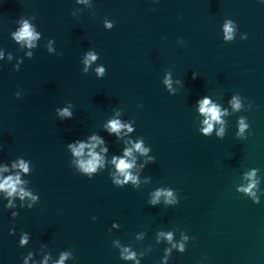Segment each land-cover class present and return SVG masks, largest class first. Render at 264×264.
<instances>
[{
  "label": "water",
  "instance_id": "water-1",
  "mask_svg": "<svg viewBox=\"0 0 264 264\" xmlns=\"http://www.w3.org/2000/svg\"><path fill=\"white\" fill-rule=\"evenodd\" d=\"M74 6V0H0V46L23 55L9 35L21 15L35 14L42 32L40 46L19 71L12 68L15 61L0 62V159L29 158L30 186L40 193L38 203L18 209L15 218L0 204V264H21V254L42 242L53 255L72 248L68 264H127L112 246L116 237L137 249L152 244L142 264H155L164 247L155 243L158 228L194 237L183 253L173 251L169 264H264V196L253 203L235 190L249 167L264 176V3L94 0L92 9L72 16ZM105 16L115 22L112 29L103 27ZM226 16L247 39L237 33L231 42L222 40ZM48 37L55 38L60 55L47 52ZM178 37L186 43L178 44ZM90 47L106 66L102 78L81 71L80 57ZM169 68L183 80L175 95L161 82ZM234 92L253 102L243 112L251 134L234 136L242 113H233L223 139L201 135L195 99L214 94L224 102ZM68 100L74 115L60 120L55 108ZM113 107L135 119L133 135H142L156 157L142 173L151 183L139 189L113 185L107 170L89 179L68 163L67 141L93 130L105 136L110 151H119L115 137L100 130ZM161 184L177 190V205L147 203L148 191ZM113 220L120 228L109 232ZM13 226L16 233L10 235ZM21 230L31 234L24 248L17 243ZM140 230L145 239L135 241Z\"/></svg>",
  "mask_w": 264,
  "mask_h": 264
},
{
  "label": "clouds",
  "instance_id": "clouds-1",
  "mask_svg": "<svg viewBox=\"0 0 264 264\" xmlns=\"http://www.w3.org/2000/svg\"><path fill=\"white\" fill-rule=\"evenodd\" d=\"M264 3V0H260ZM75 6L71 10L72 16H78L82 11L92 9L94 0H74ZM35 14L21 15L17 18L15 27L10 30L11 39L18 45V49L23 55L14 56L12 51H7L0 46V62H13L12 68L19 71L24 58H32L34 49L40 46L42 32L39 30ZM114 21L107 16L102 19L105 29H112ZM221 35L224 42H231L237 38L245 40L248 33L239 30L237 22L229 16L224 17L221 25ZM178 44H185L186 41L178 37ZM50 54L60 55L57 51L55 38L48 37L43 45ZM99 52L95 48H87L80 57L81 71L88 73L94 72L97 78H102L106 73V66L97 63ZM195 79L197 72H192ZM162 84L169 93L175 95L179 88L183 86L180 77H174L171 68L166 69L161 79ZM16 98L23 95L22 89L18 86L14 92ZM247 101V102H246ZM140 105H138L139 107ZM253 102L247 100L239 92L232 93L224 102L215 98L214 94H203L194 101V108L197 114V130L206 137L215 136L223 139L228 129V117L233 113H242L236 117L234 136L239 139H246L250 134V122L248 116L243 112L249 111L253 107ZM74 104L71 100L66 101L62 106L55 108L56 116L60 120H69L74 115ZM100 130L108 136H114L122 146L119 151H110L109 141L98 131H91L82 137H76L67 141L65 147L70 155L69 166L81 175L89 179L96 174L107 170V175L113 185L123 187L131 185L139 189L141 185L149 184L152 181L150 175H142L145 168L155 161L156 157L152 154V147L145 142L142 135H133L136 130L135 119L125 117L123 109L113 107L111 114L107 116L100 125ZM3 146L0 145V150ZM33 163L29 158L18 155L14 158L0 159V204L4 209H9V215L15 218L19 215L21 208H33L40 200V193L30 186V174L33 171ZM264 176L260 174L258 167H249L240 174V182L235 185V190L247 196L253 203H260L264 196V187H261ZM147 203L149 205H163L165 207L174 206L179 203L177 190L170 185H157L147 193ZM96 220V216L91 217ZM120 223L116 220L111 222L109 232L119 229ZM10 235H15V227L8 229ZM145 231L135 232L134 240L142 241L145 239ZM31 239V234L27 230L19 232L17 243L21 248L26 247ZM190 237L184 230L168 228H158L155 231V243H163V254L155 264H169L173 251L183 253L188 245ZM112 246L117 249L119 259L127 264H142L143 258L151 251L153 245L137 249L132 242L122 243L116 237L111 241ZM74 260V250L64 248L55 255L48 250L47 242H42L40 247L33 251L28 249L26 254H21V264H68ZM202 264V261H197Z\"/></svg>",
  "mask_w": 264,
  "mask_h": 264
}]
</instances>
